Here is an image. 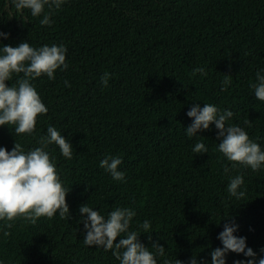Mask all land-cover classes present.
<instances>
[{
    "label": "trees",
    "instance_id": "16d2710c",
    "mask_svg": "<svg viewBox=\"0 0 264 264\" xmlns=\"http://www.w3.org/2000/svg\"><path fill=\"white\" fill-rule=\"evenodd\" d=\"M40 19L0 0V32L9 34L0 37L3 44L64 45L68 64L55 80L31 81L49 111L31 135L0 127V147L11 151L15 139L25 152L39 147L49 126L67 137L71 159L55 144L46 150L70 190L71 215L36 224L17 218L10 229L0 221V264H120L111 251L84 244L78 209L86 203L105 218L116 207L133 209L130 230L142 232L139 225L149 220L152 239L142 233L140 240L153 252L154 242L165 247L158 264H189L194 252L200 264H211L225 223L239 225L235 234L247 238L257 260L264 256V167H232L218 151L214 124L192 138L185 130L195 103L213 104L233 111L227 123L245 127L264 150V102L251 87L256 73L264 74V0H66L51 13V26ZM225 78L231 83L222 91ZM198 141L208 153L193 152ZM107 156L122 159L125 181L100 167ZM236 175L244 178V201L227 191ZM226 259L252 258L230 252Z\"/></svg>",
    "mask_w": 264,
    "mask_h": 264
},
{
    "label": "clouds",
    "instance_id": "9594fccd",
    "mask_svg": "<svg viewBox=\"0 0 264 264\" xmlns=\"http://www.w3.org/2000/svg\"><path fill=\"white\" fill-rule=\"evenodd\" d=\"M12 3L18 11L27 9L31 16L42 17L39 21L42 26H51L54 23L51 13L59 10L66 0H12ZM8 36V33L0 32V37L6 39ZM0 45H2L0 48V127L8 126L15 137L31 135L36 130L38 117L46 115L49 111L31 81L44 75L49 80H55L58 69L66 70L68 68L67 48L64 45L55 44L51 46L45 44L34 48L28 40L16 46L3 44L0 41ZM195 72L206 75L203 68H196ZM14 76L17 77L16 82L9 86L6 82H12ZM108 80L109 74L105 73L101 77V83L107 87ZM64 83L68 87L71 86L67 80ZM230 83L231 81L225 78L224 87L221 90H227ZM251 87L254 90L255 99L264 102V74L257 72L256 82ZM187 115L192 118V123L185 128L189 138L195 137L214 124L218 130V151L232 162V167L241 165L254 172L264 167V150L261 145L249 137L245 127L227 123L233 118V111L219 110L209 103H205L203 107L195 103ZM244 123L251 126V120H246ZM52 144L58 146L65 158H72V143L54 126H49L47 135L39 138V147L27 152L16 139L11 151L6 147H0V221L8 222L7 228H12V222L17 218H23L31 224H36L41 217L51 219L57 213L61 218H70V206L67 202L70 190L63 186L50 153L46 150ZM193 152L202 155L208 153V148L204 142L198 141L193 147ZM121 164L122 159L119 157L107 156L100 161V167L109 172L113 180L118 182L126 180L125 173L119 170ZM230 170L225 166V174ZM243 184V176L236 175L231 178L227 187L230 196L244 201L246 192L241 190ZM78 211L81 214L80 222L85 229L84 244L111 251L120 264H158L157 256H165L163 245L158 242L152 243L151 247L155 249L153 252L140 240L142 233L149 234V240L152 239V224L149 220L139 225L142 232L130 230L131 222L136 216L133 209L116 207L110 211L107 218L89 207L87 203L82 204ZM226 218L234 219L231 215ZM238 227L239 225L234 223L224 224L223 230L217 237L222 247H215L210 252L211 264H227L226 256L230 252L252 258L238 260L235 264H264V256L257 260V253L248 247L247 238L235 234ZM8 234L5 232V235ZM118 237H121L119 242H117ZM261 251L264 252V249ZM163 264H185V262L179 258L175 261L165 259ZM189 264H200L195 252Z\"/></svg>",
    "mask_w": 264,
    "mask_h": 264
}]
</instances>
